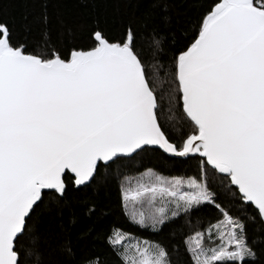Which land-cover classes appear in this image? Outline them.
<instances>
[{
  "label": "snow or ice",
  "instance_id": "1",
  "mask_svg": "<svg viewBox=\"0 0 264 264\" xmlns=\"http://www.w3.org/2000/svg\"><path fill=\"white\" fill-rule=\"evenodd\" d=\"M49 7L35 43L0 20V264H264L249 235L264 238V0H210L181 27L153 0L117 35L95 19L87 45L70 26L54 39ZM146 153L188 167L136 163ZM100 175L133 225L159 236L182 220L180 243L98 231L112 210L72 194ZM41 206L59 219L47 246ZM205 207L216 217L193 215Z\"/></svg>",
  "mask_w": 264,
  "mask_h": 264
},
{
  "label": "trees",
  "instance_id": "2",
  "mask_svg": "<svg viewBox=\"0 0 264 264\" xmlns=\"http://www.w3.org/2000/svg\"><path fill=\"white\" fill-rule=\"evenodd\" d=\"M41 2L42 0H0V20L11 22L18 37L27 34L29 41L35 43L40 39L41 27L37 23V17L40 13ZM152 2L153 0H141L139 9H128L118 0H49L53 38L55 39L56 35L62 32L66 26H70L80 30V34L85 36L81 43L87 45L89 42L86 39V26L95 19H99L111 34L117 35L122 29L123 22H126L127 19H138L147 8L151 7ZM208 2L210 0H170L171 15L174 22L177 23V27L186 25L190 20H195L202 11L200 5ZM26 29H30V32H26ZM136 163H142L146 167H154L169 174H179L188 167V164L177 162L175 168L170 171L171 162L162 153L142 154L136 158ZM190 163L194 168L195 162ZM93 189L96 191L95 198L112 210L106 220L96 225L98 231L105 230L112 225H118L125 231L142 238L163 240L169 245L180 243L179 226L183 223L182 220L166 227L159 236L152 234L150 230H144L133 225L119 209L118 188L115 180L110 179L105 182L102 175L97 176L96 181L93 182V188L89 189L87 193L72 195L76 200L83 199L85 195H92ZM233 214L237 215L238 213L233 210ZM193 215L215 218L217 213L211 207H205ZM69 219L70 210L66 209L64 220L67 223ZM92 222V220L87 219L80 220L78 225L72 229L73 236L78 231L86 230ZM30 223L33 231L39 236L41 244L47 246L53 242L56 226L59 223L57 210L41 206L33 214V220ZM173 231L176 233L175 239L171 238ZM249 235L256 240L258 250L264 249V238H261L251 226ZM183 260L184 258L181 257V264H183Z\"/></svg>",
  "mask_w": 264,
  "mask_h": 264
}]
</instances>
